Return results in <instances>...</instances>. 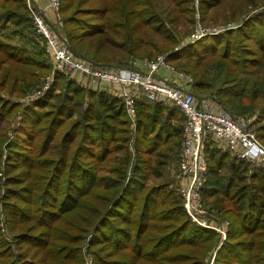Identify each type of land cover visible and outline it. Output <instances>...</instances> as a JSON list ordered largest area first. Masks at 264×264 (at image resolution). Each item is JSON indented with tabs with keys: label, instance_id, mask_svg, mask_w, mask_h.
Instances as JSON below:
<instances>
[{
	"label": "trees",
	"instance_id": "16d2710c",
	"mask_svg": "<svg viewBox=\"0 0 264 264\" xmlns=\"http://www.w3.org/2000/svg\"><path fill=\"white\" fill-rule=\"evenodd\" d=\"M21 8H25L22 0H0V53L24 66L19 81L33 86L35 82H27L31 73L26 68L49 66L42 59V48L33 44L30 49L22 42L28 40L24 29L29 22L27 15L19 13ZM66 9L60 0L62 16ZM89 13L96 19L79 26L75 40L104 33L103 9ZM63 18L67 28L73 19ZM262 21L264 16L258 15L237 29L207 34L197 41L178 44L174 40L164 62L190 73L196 94L214 88L224 98L221 103L217 100L219 104L228 103L232 111L239 109L231 104L233 98H238L233 101L237 106L248 95L264 100V27L257 25ZM9 22L14 27L7 35L3 29ZM235 37L242 45L247 42L240 47L245 56L235 53ZM131 40L132 36L127 38ZM140 50L148 58L162 52L151 41H137L126 51L132 55ZM242 70L259 78L246 79L239 89ZM215 79L220 82L216 87L211 86ZM62 82V100L54 110L45 109L53 105L55 89ZM256 87H261L259 96ZM38 99L24 109L11 138L1 133L5 130L1 124L10 125L16 105L0 106V147L5 144L8 150L2 205L18 252L14 255L0 232V264H82L83 244L95 264H134L141 258L147 264H199L198 256L217 244L219 235L190 220L175 185L157 183L178 153L184 120L180 110L160 99L135 100L132 159L128 152L131 121L118 96L85 88L78 79L57 73ZM78 108V117L69 122ZM258 138L264 141V136ZM218 151L205 148V183L200 190L207 210L229 220L213 264H264V170L249 174L243 161L230 158L227 173L221 176L225 159ZM104 246L113 247L115 255L125 249L131 255L103 259L99 250Z\"/></svg>",
	"mask_w": 264,
	"mask_h": 264
},
{
	"label": "rangeland",
	"instance_id": "374dc122",
	"mask_svg": "<svg viewBox=\"0 0 264 264\" xmlns=\"http://www.w3.org/2000/svg\"><path fill=\"white\" fill-rule=\"evenodd\" d=\"M24 2L25 8L19 9V13L27 15L29 25L24 29L27 41H22L27 43V47L33 49V44L38 45L44 51L42 56L43 61L49 66L46 70H41L37 66H29L28 69L31 74L27 75V82H35L32 86L23 85L19 79L23 78V69L24 66L11 63L7 61L6 56L0 53V106L6 104L16 105V116L11 118L10 125L1 124L4 126L5 130H1V133L4 131L11 138L15 136V130L18 127V123L21 121L22 113L25 108H27L30 103L39 100L36 97V92L39 88V85L45 81V78L52 73V56L47 50L46 41L39 32L34 29L32 23V15L35 11L42 10L44 15V10H49L50 8L40 9L35 3L31 0H22ZM67 9L64 11L63 16L59 12V17L56 18L54 15L52 19L45 17L49 28L52 33L57 38L59 44H61L59 38L64 42L66 47L74 55L79 57H84L94 65H126L134 69H141L145 62H148L151 59L156 58L159 55H166L168 49L172 46L173 41L175 40L180 44H185L190 41L194 34H199L201 31L204 32V35L201 37L210 34L209 32L213 30H219V32L226 30L237 29L247 19L256 17L258 15L264 16V0H62ZM46 5V0L44 1ZM60 4V0H59ZM12 7V6H10ZM103 9L102 17L100 18V25L104 27V33L97 35L93 38L83 37L81 40L76 39V33L79 26H84L86 22L95 20L96 18L90 17V11L92 9ZM51 10V9H50ZM73 19L71 24L67 25V28L63 25L65 18L69 17ZM52 21V22H51ZM263 22V21H262ZM257 25L264 27L263 24L257 23ZM7 35L11 33L12 27H14L10 22L6 24ZM154 29L161 31L160 34H156ZM23 30V31H24ZM2 31V32H3ZM72 35V38H70ZM10 36V35H9ZM130 36L134 40L130 42L127 41V38ZM59 37V38H58ZM32 38V40H31ZM14 39V38H13ZM200 39V38H199ZM198 39V40H199ZM12 40V39H11ZM137 41H151L157 46H160L162 52H153V56L146 57L143 56V51H136L134 54L129 55L126 50L131 49L132 45ZM197 41V40H196ZM193 42V41H192ZM37 43V44H36ZM181 44V45H182ZM247 42H240L236 37L234 38V46L238 47L235 53H241L242 56H245L246 53L241 52L240 47L246 46ZM147 50L151 51V48L145 47ZM240 51V52H238ZM257 51V49H255ZM259 57V56H255ZM39 57H37V60ZM208 61V60H207ZM208 63V62H207ZM180 64H184L180 62ZM210 65V64H209ZM208 64L206 67L208 70H212ZM173 68V66H171ZM202 67V66H200ZM252 68V67H251ZM250 68V69H251ZM160 70H163L161 68ZM177 72L179 79L182 78H191L192 83L193 77L190 73H186L179 69L173 68ZM4 72H7L6 78L3 79L2 75ZM172 72V71H171ZM60 72H56L55 75ZM259 73V72H258ZM62 74V73H60ZM63 75V74H62ZM66 79L76 78L82 84L85 85V88H90L86 80L82 78L78 73H73L71 75H63ZM242 83L239 84L243 86V83L247 79L259 78V75H252L249 71L242 70L240 74ZM228 79L225 77V80ZM54 81V80H53ZM180 82V81H179ZM53 83V82H52ZM219 80L215 79L211 86H218ZM225 85V84H223ZM227 85V83H226ZM65 84L64 82L59 83L56 87L54 94L56 95L51 101L52 106L45 109H55L60 101L62 100V95L65 93ZM258 96L261 95V87H256ZM191 90L194 96L198 99V103L209 105L211 108L216 110H221L232 116H239L247 123V127L252 131L257 137L264 136V131H262L264 125V112L260 111L264 107V100L259 99L254 95L252 98L248 95L247 98H243L240 105L237 106L235 102L238 98L232 99L233 107H238L239 109L231 110L228 107V103H221V100L217 94L214 92V88L206 89L199 94L195 93L192 84ZM213 91V92H211ZM246 97V96H245ZM257 98V100H255ZM253 99V101H252ZM219 100V102L217 101ZM228 101H230L228 99ZM227 101V102H228ZM257 104L255 105V103ZM79 108L74 113L73 117L69 122H72L78 117ZM128 114V113H127ZM263 115V116H261ZM130 118V116H129ZM135 119V115H134ZM131 121V120H130ZM132 122V121H131ZM182 122V121H181ZM132 124V123H131ZM183 125V123L181 124ZM13 129V130H12ZM129 146L128 152L131 154L133 159V149L132 141L135 137V130L131 125H129ZM13 139V138H12ZM260 140V139H259ZM181 137L179 140V144ZM261 142H264L260 140ZM178 144V151H179ZM214 148V147H213ZM216 149V147H215ZM219 149L218 153H223L225 163L220 168V175L225 176L227 173V161L231 160L228 153L223 151L222 148ZM119 155L121 153H118ZM8 150L7 146L3 144L0 147V232L2 233L4 239L10 243V247L13 249L14 255L18 252L16 251V246L13 244L14 239L13 233L9 231L10 225L7 224L6 214L3 210L2 197L5 193V175H6V164H7ZM205 156V152H204ZM178 157L177 153L176 158L172 159L168 166L162 171V176L158 178L157 183H163L169 181V186L174 187V173L178 166ZM206 160V159H205ZM130 169L128 168L127 173ZM248 171V170H247ZM248 173V172H247ZM172 183V185H171ZM207 209V205H206ZM208 211V210H207ZM213 211H208L211 215L215 217L217 223L227 222L226 228L229 227V220L222 215H214ZM215 232V231H214ZM157 233V232H156ZM216 233V232H215ZM217 234V233H216ZM217 239V238H216ZM225 239V238H224ZM223 239V240H224ZM218 238L217 244L212 248L210 247L201 257L198 256L199 264H213L215 261L216 252L223 242ZM113 247L104 246L99 250V253L103 256V259H114L120 257V255L128 254L131 255V250L125 249L120 251L119 255L113 254ZM82 264H95L94 256L86 250V246L82 245ZM62 261V260H61ZM116 261V260H113ZM63 264H69L67 261H63ZM186 262H181L185 264ZM134 264H147L145 259H137L134 261ZM149 264V262H148Z\"/></svg>",
	"mask_w": 264,
	"mask_h": 264
},
{
	"label": "built area",
	"instance_id": "2783aa9c",
	"mask_svg": "<svg viewBox=\"0 0 264 264\" xmlns=\"http://www.w3.org/2000/svg\"><path fill=\"white\" fill-rule=\"evenodd\" d=\"M45 8L59 15V0H46ZM32 23L46 41L52 56V73L39 85L36 97L49 90L56 72L63 75L78 73L91 88L112 93L120 98L134 128V103L139 97L160 99L177 107L184 117L181 141L179 144L178 166L174 173V185L181 198V204L190 220L197 225L215 231L223 240L227 232V222L217 223L203 204L201 188L205 183V148H222L228 155L243 161L248 173L264 170V142L247 127L246 121L224 111L198 103L191 90L192 79L182 78L179 83L157 76L163 68L177 72L164 62V55L145 62L141 69L126 65H94L84 57L74 55L64 42L57 38L49 28L42 10L35 11ZM213 30L210 34L217 33ZM204 35L202 31L194 34L190 42ZM189 42V43H190Z\"/></svg>",
	"mask_w": 264,
	"mask_h": 264
},
{
	"label": "crops",
	"instance_id": "0c3cea01",
	"mask_svg": "<svg viewBox=\"0 0 264 264\" xmlns=\"http://www.w3.org/2000/svg\"><path fill=\"white\" fill-rule=\"evenodd\" d=\"M35 3V5L40 8V9H44L45 8V0H31ZM44 15L46 18L48 19H52L53 16H54V11L53 10H44ZM52 22V21H51ZM157 76H159L160 78L163 77V78H166L168 80H170L171 82L173 83H179V77L175 74V73H172L166 69H163V70H159L156 74Z\"/></svg>",
	"mask_w": 264,
	"mask_h": 264
}]
</instances>
